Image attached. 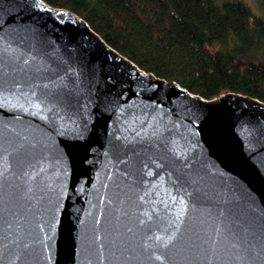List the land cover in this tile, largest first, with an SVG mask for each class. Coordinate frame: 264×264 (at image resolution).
I'll return each instance as SVG.
<instances>
[{
    "label": "water",
    "instance_id": "1",
    "mask_svg": "<svg viewBox=\"0 0 264 264\" xmlns=\"http://www.w3.org/2000/svg\"><path fill=\"white\" fill-rule=\"evenodd\" d=\"M0 264H264V102L0 0Z\"/></svg>",
    "mask_w": 264,
    "mask_h": 264
},
{
    "label": "trees",
    "instance_id": "2",
    "mask_svg": "<svg viewBox=\"0 0 264 264\" xmlns=\"http://www.w3.org/2000/svg\"><path fill=\"white\" fill-rule=\"evenodd\" d=\"M83 19L141 70L208 101L264 102V0H43Z\"/></svg>",
    "mask_w": 264,
    "mask_h": 264
},
{
    "label": "rangeland",
    "instance_id": "3",
    "mask_svg": "<svg viewBox=\"0 0 264 264\" xmlns=\"http://www.w3.org/2000/svg\"><path fill=\"white\" fill-rule=\"evenodd\" d=\"M252 11L254 16H260L262 11L258 0H242Z\"/></svg>",
    "mask_w": 264,
    "mask_h": 264
}]
</instances>
